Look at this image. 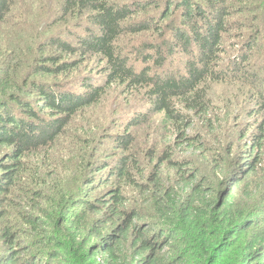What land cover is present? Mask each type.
I'll use <instances>...</instances> for the list:
<instances>
[{
  "label": "rangeland",
  "instance_id": "1",
  "mask_svg": "<svg viewBox=\"0 0 264 264\" xmlns=\"http://www.w3.org/2000/svg\"><path fill=\"white\" fill-rule=\"evenodd\" d=\"M61 1L15 0L9 14L0 21V76L7 74L10 85L18 82L24 87L27 86L25 82L38 79L71 86L68 88L70 91L78 92L81 84V80L75 82L78 78L89 77L90 82L98 85L104 81L98 63L93 60L84 61L73 71L62 74L52 75L38 70L41 57L45 58L48 52H52L46 46L51 35L65 38L68 31H79L84 20L83 16L69 18L65 21L67 24L58 20ZM180 1L152 0L150 8L136 13L127 21L132 27L139 23L154 25L149 31L122 36V47L136 69L141 66L138 62L142 61L137 55L144 53L149 58L154 47L163 41L159 39L160 32L167 27H177L181 21ZM194 1L196 5L206 7L205 0ZM171 2L174 5L169 9ZM228 4L232 6L229 12L233 17L229 22L228 38L223 40L226 51L222 57L225 59L220 63V69L228 77L204 82L207 89L204 111L180 105L176 107L187 118V127L181 123L173 125L161 113L154 112L144 90H126L113 85L105 90L99 101L74 114L50 142L22 155L25 169L0 209V235L3 228L10 230L19 263L62 262V259H57L51 263L46 257L50 243L42 240V233L47 229V236L70 245L61 221L82 208L80 201L94 203L97 195H103L107 188L101 185V181L110 177L108 169H115L122 154L137 156V168H129V171L136 182L146 184L148 189L136 188L122 179L119 183L116 178L108 184L119 183L130 198L126 205L142 210L145 214L143 220L153 224L158 220L163 222L160 214L153 210L156 193L173 195L175 206L170 209L173 212L167 210V214L177 224L183 222L184 213L189 211L207 217L224 188L232 186L235 193L239 191L238 185L233 184L235 176L239 173L244 177L248 170L246 161L253 163L254 156L258 155L253 166L254 176L244 181L245 186L240 180L238 201L245 202L248 213L252 212L258 219L257 225L247 230L245 238L250 239L253 231L263 227L264 97L259 98L260 89L252 87L248 77L254 73L264 77V0H228ZM195 20L198 23L197 18ZM167 33L166 42L172 44L171 29ZM179 61L180 55L173 54L166 61L163 72L168 68L173 71L181 68L177 65ZM146 64L149 67L154 65L153 61ZM237 75L240 78H236ZM257 83L263 84L264 80L261 78ZM179 131H184L192 139L181 140ZM120 136H128L132 140L128 151L119 147ZM256 142L255 154L251 155L246 150ZM4 151L5 148L0 147V154ZM154 171L158 172L157 178L151 180ZM94 178H97L95 183L87 185ZM163 202L167 204L165 200ZM83 213L80 240L85 243L89 238L90 243L82 251L88 254L91 242L104 246L105 242L99 235L110 234L111 223L103 225V214L96 209L86 208ZM152 214L154 217L151 218ZM98 219L102 223H96ZM31 221L40 224L42 233L29 224ZM192 230L191 224H183L178 233L190 234ZM2 242L0 252L4 248ZM173 243L174 240L171 241ZM69 250L66 258L78 262L79 258L72 255L73 249ZM127 256L126 263H129L133 260L131 250ZM34 260L37 263H33ZM96 260V264H104L103 258L98 256Z\"/></svg>",
  "mask_w": 264,
  "mask_h": 264
},
{
  "label": "trees",
  "instance_id": "2",
  "mask_svg": "<svg viewBox=\"0 0 264 264\" xmlns=\"http://www.w3.org/2000/svg\"><path fill=\"white\" fill-rule=\"evenodd\" d=\"M14 2L15 0H0V21L9 14ZM61 2L58 20L65 22L77 16H83L84 20L79 31H68L65 38L51 35L46 46L52 52H48L45 58L41 57L38 70L52 75L62 74L68 70L73 71L84 61L93 60L98 63L104 81L98 85L90 82L89 77L78 78L75 82L81 80V84L78 92H74L68 89L71 86L64 87L60 83L48 81L45 83L38 79L25 82L27 86L24 87L18 82L10 85L6 79L7 74L0 76V147L5 148L0 154V209L25 169L22 155L50 142L74 114L99 101L109 87L116 85L126 90H144L154 112L161 113L173 125L181 123L187 127V118L176 107L180 105L204 111L207 104L204 101L207 93L204 82L228 77L220 69V63L225 59L222 54L226 51L223 40L228 38L229 22L233 17L229 12L232 6L228 4V0H205V8L196 5L194 0L180 1L181 21L177 27H167L160 32L159 39L163 41L154 47L149 58L144 53L137 55L142 58L138 62L141 65L139 69L131 62L121 40L126 33L149 31L154 26L139 23L132 27V24H127L133 15L150 8L152 0H132L126 4L116 0ZM172 5L173 2L169 3L168 8L171 9ZM256 13L259 14L257 10ZM196 18L198 23L195 22ZM170 29L172 44L166 42L169 34L167 31ZM173 54L180 55L177 65L181 68L175 71L168 68L163 72L166 61ZM147 61H153L154 65L149 67ZM236 78L240 77L237 75ZM248 78H251L252 87L260 89L259 98L263 99L264 83L257 82L261 78L264 80V77L254 73ZM178 135L181 140L192 139L184 131H179ZM127 137L118 138L119 147L124 148V151H128L132 143ZM256 144L257 142L253 143L246 151L254 155ZM257 157L258 155L254 156L253 163L246 161L248 170L244 177L239 173L235 176L237 178L233 184L238 185L240 192L241 181L245 186L244 181L255 174L253 166ZM137 162V156L132 153L119 156L115 169H108L110 177L101 181V185H106L107 188L103 195H97L94 203L89 200L80 201L82 208L61 221L70 245L55 237H48L47 229L44 233L40 232L42 228L39 223H29L42 233V240L53 244V247H49V243L47 245L49 249L46 257L51 263L62 259L58 264H96L99 256L104 259V264H264V225L253 231L250 239L245 238L247 230L255 227L258 219L252 212L248 213L245 202L238 201L239 191L235 193L232 186L223 189L222 196L215 202L207 217H200L201 213L193 214L189 211L184 213L183 222L178 224L167 214V210L171 212L170 209L175 206L173 195L166 193L160 196L156 193L153 210L160 214L163 222H145L142 210L126 205L130 198L119 184L122 179L136 188L148 189L146 184L136 182L129 171V168H137ZM157 174L154 171L150 179H156ZM113 178L119 180L118 185L108 184ZM96 180L97 178L92 179L87 185ZM164 200L167 204H164ZM86 208L96 209L103 214V225L105 222L111 223L110 234L104 237L99 235L100 240L105 242L104 246H96L95 242H91L88 254L82 251L90 243L89 238L85 243L80 240L85 217L83 211ZM1 214L2 210L0 217ZM150 216L152 218L154 214ZM96 223H102L101 219ZM183 224L192 225L190 234L178 233ZM0 242L4 243L0 252V264H21L16 244L7 227L2 230ZM70 248L73 249V257L79 258L78 262L66 258ZM128 250H131L133 260L126 263ZM32 262L37 263L35 260Z\"/></svg>",
  "mask_w": 264,
  "mask_h": 264
}]
</instances>
